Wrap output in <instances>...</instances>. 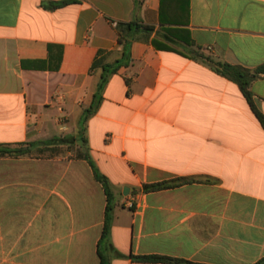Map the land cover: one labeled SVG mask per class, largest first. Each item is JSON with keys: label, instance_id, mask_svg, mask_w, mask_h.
Returning a JSON list of instances; mask_svg holds the SVG:
<instances>
[{"label": "crops", "instance_id": "crops-1", "mask_svg": "<svg viewBox=\"0 0 264 264\" xmlns=\"http://www.w3.org/2000/svg\"><path fill=\"white\" fill-rule=\"evenodd\" d=\"M62 1L0 0V145L64 137L55 147L71 148L0 157V264H101L108 197L80 148L114 196L111 264L264 260V129L240 87L212 68L264 65V0L50 8ZM136 18L154 31L137 34L82 126L102 80L98 53L121 60L120 25ZM251 92L264 115V76ZM165 182L175 186L144 191Z\"/></svg>", "mask_w": 264, "mask_h": 264}, {"label": "trees", "instance_id": "trees-1", "mask_svg": "<svg viewBox=\"0 0 264 264\" xmlns=\"http://www.w3.org/2000/svg\"><path fill=\"white\" fill-rule=\"evenodd\" d=\"M71 3H76V0H65L62 2H57L53 4L50 8L55 9V8H59V7H63L65 5L71 4ZM140 5H141V2H138L137 3L138 9ZM161 15H162L161 17L162 22H164L165 21V18H164L165 8L164 7H162ZM169 21L174 22L176 20H169ZM141 31H154V28L141 24V22H139L137 18L132 20L130 23L120 25L119 44L123 47V56H122V59L117 61L115 64H108V65L104 64V53L103 52L98 53V57L96 61L94 62L93 69L102 67L103 69L102 80L99 85V92L94 97V105L92 106L91 109L87 111L86 114H84L82 126L85 124L88 117L97 110L98 103L96 101L99 95L101 94V91H103L104 87L108 83L110 76L117 74L119 69L123 65H127L129 63L132 43L136 41L137 34ZM157 46L163 50H170L166 46H159V45ZM212 68L219 75L225 78H228L229 80L235 82L240 87L241 92L243 93L244 97L247 99L248 103L250 104L252 108V111L254 112L256 118L258 119V121L260 122L261 126L264 129V115L256 108L253 102V94L251 92L252 83L257 78L264 76V65H262L261 67L255 70H250L242 66H232L229 64H225V63H217V64H214ZM62 144H69L68 139L63 137L61 139H55L49 142L31 143V144H28L27 148H22V149L12 148L11 146H8V145H0V157L7 156V155L9 156L25 155L28 153V149L30 147L41 146V147L50 148V147H55V146H59ZM82 144H83V147H85L86 145L85 138H82ZM80 157L87 160L89 164L91 165V167L94 169L95 178L98 182H100L103 185L106 195L108 197V206L106 210L104 231H103V236H102V239L99 245V255L101 258V264H111V261L108 255V252L111 251V247L108 245V239L111 233L112 223H113L114 196L111 191V187H110L108 179L98 171V169L96 168L88 152L87 151L83 152L80 155ZM173 186L175 185L169 182H165V183H161L157 185H151V186L146 185L144 186V191L145 192L158 191L162 189L171 188ZM134 259L137 261L143 262V263H153V264H198V263H193V262L182 260V259H176L172 257L159 256V255L138 256V257H134ZM257 264H264V260H261Z\"/></svg>", "mask_w": 264, "mask_h": 264}, {"label": "rangeland", "instance_id": "rangeland-1", "mask_svg": "<svg viewBox=\"0 0 264 264\" xmlns=\"http://www.w3.org/2000/svg\"><path fill=\"white\" fill-rule=\"evenodd\" d=\"M71 148H45V147H41L38 152L43 155V156H54L58 153H60L61 151H68L70 150ZM79 155H81L83 153V149H77Z\"/></svg>", "mask_w": 264, "mask_h": 264}, {"label": "water", "instance_id": "water-1", "mask_svg": "<svg viewBox=\"0 0 264 264\" xmlns=\"http://www.w3.org/2000/svg\"><path fill=\"white\" fill-rule=\"evenodd\" d=\"M133 192H135V190L134 191H132L130 188H128V187H126L125 189H124V194L127 196V195H129L130 193H133Z\"/></svg>", "mask_w": 264, "mask_h": 264}, {"label": "built area", "instance_id": "built-area-1", "mask_svg": "<svg viewBox=\"0 0 264 264\" xmlns=\"http://www.w3.org/2000/svg\"><path fill=\"white\" fill-rule=\"evenodd\" d=\"M209 49H211V48H209ZM127 205H128L129 208H133L134 207V204L132 202H129Z\"/></svg>", "mask_w": 264, "mask_h": 264}]
</instances>
